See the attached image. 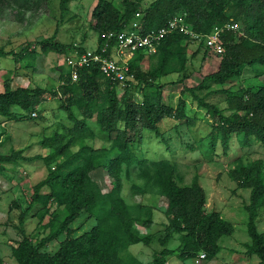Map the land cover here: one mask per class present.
Here are the masks:
<instances>
[{
    "label": "trees",
    "instance_id": "1",
    "mask_svg": "<svg viewBox=\"0 0 264 264\" xmlns=\"http://www.w3.org/2000/svg\"><path fill=\"white\" fill-rule=\"evenodd\" d=\"M67 2L68 0H59L60 7L63 9ZM123 3V11H120L110 1L98 0L92 10L95 19L92 27L98 31L96 51L106 44L102 54L108 56L113 52L112 56L117 59L120 58L115 55L117 40L114 36L107 38L104 34L124 30L129 17L138 12L137 1L123 0ZM28 5L30 7L27 8ZM45 6V0H0V14L7 10L12 18L18 19L30 10L34 16H38ZM143 11V31L164 25L169 17L178 12H184V20L195 32L202 35L210 33L215 27L219 28L222 49L214 52L220 54L217 68L203 74L197 84L183 85L181 91H189L199 107L217 116L216 128L223 151L228 148L232 132L238 133L244 141L253 136L264 148V78L254 84L240 86L238 83L246 66H259L262 69L260 74H264V0H151ZM238 21L242 23L244 33L234 36L235 31L225 24ZM190 38L188 34L177 29L164 33L156 44L158 63L147 71L139 69L138 60L147 52L148 47L133 48L131 56L126 60L127 72L132 77L125 78L123 85H119L120 80L106 76L99 69L97 61L88 60L76 64V82L72 81L70 64L67 65L62 90L66 93L65 109L69 118L78 121L69 107L70 104H78L85 111V117L94 116L99 128L111 143L98 149L81 148L69 153L43 179L34 184L29 205L18 220L22 236L11 245V254L17 264H168V255L187 259L194 258L202 251L204 259L216 256L221 249L219 238L222 234L232 232V224L218 211H205V196L197 175H193L189 184L180 185L173 178V164L170 160L140 159L130 150V134L134 131L137 119H141L142 126L158 132L157 121L163 116L171 115L170 105L162 102L161 89L164 84L158 81V77L184 69V53L177 46ZM40 46L42 52L64 49V45L56 43L52 36L41 39ZM208 49L204 47L205 52ZM83 52L85 50L79 49L77 54ZM173 55L179 59L177 67L169 62ZM187 76L188 73L183 72L178 81ZM133 78L137 80L136 83L132 82ZM101 79H104L105 84L102 89ZM208 80L222 84L226 82L227 85L209 89L201 96L195 93ZM138 82L151 90L149 93L144 92L137 104L128 100L127 92ZM100 91L102 100L98 102L96 96ZM43 92L41 87L4 86L0 90V114L8 118L18 116V112L12 110L11 106L23 110L34 109ZM213 93L227 97V106L231 109L229 113H223L214 102L207 99ZM117 98L121 102L118 103ZM185 106V100L179 98L174 114L176 119L184 116ZM119 121L122 123L118 124ZM78 123L80 126L85 124L83 118ZM58 134L55 138L61 139L62 135ZM214 138L212 132L208 148H212ZM112 148L117 151L111 153ZM62 150L61 145L44 159L49 162L62 153ZM13 156V153H0L1 167L3 163L14 159ZM123 162H136L137 176L144 180L146 189L156 187L165 197L163 213L168 220V230L161 243H165L173 232H178V244L174 247L164 244L153 253L150 261L138 260L128 249L132 243L149 241L150 236L140 235L133 225L135 218L149 207L143 203L130 205L120 194ZM98 168L110 177V186L107 189H103L94 178L92 171ZM263 168L264 161L261 158L250 161L237 158L230 171L231 177L239 185L250 187L249 203L246 205V227L250 241L245 243L244 252L257 255L260 264H264V231L257 229L255 218L260 209L264 210ZM42 185L51 188L47 195H40L37 190ZM49 197L53 198V202L62 205V217L56 222L58 213H51L47 221L48 232L39 240L33 241L23 227L24 216L30 206L35 203L43 205ZM82 212L92 216L95 223L88 230L72 235L73 228L70 223ZM150 221L145 218L141 220V224L148 225ZM61 234H64V238L54 252L42 249Z\"/></svg>",
    "mask_w": 264,
    "mask_h": 264
},
{
    "label": "rangeland",
    "instance_id": "2",
    "mask_svg": "<svg viewBox=\"0 0 264 264\" xmlns=\"http://www.w3.org/2000/svg\"><path fill=\"white\" fill-rule=\"evenodd\" d=\"M97 1L68 0L62 9L59 0H45V9L38 16H34L30 10L24 12L23 17L18 19L12 18V14L7 10L0 14V90L4 86L44 89L41 100L34 109L23 110L11 106L12 110L18 112V116L8 118L0 114V153L14 155V159L2 164L3 167L0 165L1 264H17L11 254V245L22 236L18 220L29 205L34 184L43 179L55 164L69 153L81 148L98 149L111 143L99 128L94 116L85 117V111L78 104L69 105L78 121L69 118L65 109L66 93L62 90L69 61L77 56L79 49L93 51L96 48L98 31L92 27L95 22L92 10ZM108 1L123 11V0ZM135 1L138 4V12L125 23L123 29L126 31L142 30L143 10L151 0ZM174 15L185 16V13L178 12ZM233 25L236 27L234 36L244 33L240 21ZM187 27L193 31L188 23ZM195 33L197 35L189 34L191 38L183 40L177 46L184 53V69L158 77V81L164 84L161 89L162 102L170 105L171 115L163 116L157 121L158 132L142 126L141 119H137L134 131L130 134L132 136L130 150L140 159L170 160L173 164V178L180 185L189 184L193 175H197L205 196V211H218L232 224V232L220 236L221 249L215 258L207 260L200 257L199 253L194 258L187 259L168 255V261L166 260L168 264H260L257 255L244 252L245 243L250 241L246 227L248 216L246 205L249 203L250 187L239 185L231 177L230 171L237 158H242L243 161L261 158L264 161V148L253 136L244 141L238 133L232 132L228 148L223 151L216 128L217 116L199 107L189 91H181L183 85L193 86L201 80L203 74L214 71L220 59V54H215L216 51L206 46L201 34ZM50 36L56 43L64 45V49L42 52L40 40ZM204 47H208V51L205 52ZM132 52L125 50L122 58L127 59ZM158 57L155 45L138 60L139 69L147 71L156 66ZM169 62L175 67L179 65L176 55H173ZM70 68L73 69L71 64ZM261 70L259 66L255 68L246 66L239 76L238 83L243 86L263 80L264 74H260ZM183 72L188 73V76L178 81ZM129 75L131 78L132 75ZM76 78V75L72 76V81L76 82ZM132 82L136 83L137 80L133 78ZM123 84V81L119 83ZM226 85V82L222 84L208 80L202 88L196 89L195 93L201 96L209 89ZM100 86L101 89L105 87L104 79H101ZM150 90L151 88H144L143 83L138 82L127 92L128 100L138 104L144 92L149 93ZM101 96L102 91L98 92L96 101H101ZM179 98L185 100L186 106L184 116L176 119L174 114ZM207 99L214 102L223 113L231 111L224 94L213 93ZM117 100L118 103L121 102L120 98ZM82 118L85 124L80 126L78 122ZM121 123L122 121H119L118 124ZM212 132L215 138L212 148H208ZM56 134L62 135L61 139H56ZM61 145L62 153L47 162L44 158ZM116 151L112 148L111 153ZM136 168V162L122 163L120 194L130 205L143 203L149 207L146 212L135 218L133 223L140 235L150 236L149 241L147 243L138 241L128 246L138 260L146 262L150 261L153 253L160 250L164 244L168 247L176 246L178 232H173L165 243H161L168 230V220L163 213L165 197L156 187L146 189L144 180L137 176ZM92 173L103 189L110 186V177L106 172L98 168ZM37 190L40 195H47L51 188L42 185ZM53 212L58 213L56 217L58 222L62 217V205L53 202L52 197L43 205L35 203L30 206L23 219V227L29 238L37 241L48 232L47 221ZM145 218L151 220L148 225L141 224V220ZM94 223L95 219L92 216L82 212L70 223L73 228L72 235L88 230ZM255 223L258 230L264 231L263 209L258 211ZM63 238L64 234L59 235L42 249L54 252Z\"/></svg>",
    "mask_w": 264,
    "mask_h": 264
},
{
    "label": "built area",
    "instance_id": "3",
    "mask_svg": "<svg viewBox=\"0 0 264 264\" xmlns=\"http://www.w3.org/2000/svg\"><path fill=\"white\" fill-rule=\"evenodd\" d=\"M226 27L228 28H234L235 25L233 24H226ZM181 30L183 32L189 33L191 35H197L194 31L190 30L187 27V24L183 20L182 15H174L170 19H168L164 25H161L160 27L156 29H151L146 32H140V31H126L122 30L119 32L109 31L104 34L105 37L109 38L114 36L117 40L115 55H119L120 58L117 59L113 57L111 54L105 56L102 54V52L105 51L106 44L102 45L100 47V50L96 51L97 49L93 51H85L81 53L80 55L77 54L73 59H71L70 64L73 67L71 70V73H74L72 75L73 77L75 74V65L80 64L84 61L93 60L98 62L99 69L107 76L113 79H118L120 81H123L125 78H129V73L127 72V64L126 60L123 59L122 55L125 52V50H128L132 52L133 48L137 46H145L148 47V50H152L157 43V41L160 39V37L169 31L172 30ZM103 35V34H102ZM205 44L211 48L213 51H221L222 49V42L219 36V28L215 27L210 33L205 35ZM74 63L72 64V62ZM199 256L204 258V252L199 253Z\"/></svg>",
    "mask_w": 264,
    "mask_h": 264
},
{
    "label": "clouds",
    "instance_id": "4",
    "mask_svg": "<svg viewBox=\"0 0 264 264\" xmlns=\"http://www.w3.org/2000/svg\"><path fill=\"white\" fill-rule=\"evenodd\" d=\"M173 16H174V15H172L171 17H173ZM182 16H183V15H182ZM171 17H169L168 19H170ZM168 19H167V20H168ZM184 19H185V16H183V20H184ZM167 20H166V21H167ZM184 22L186 23L185 20H184ZM186 24H187V23H186ZM227 24H235V23H233V22H231V23L228 22ZM225 25H226V24H225ZM159 27H160V26H159ZM157 28H158V27H157ZM235 28H236V27L231 28V29L235 30ZM150 30H151V29H150ZM146 31H148V30H146ZM146 31L141 30L140 32H146ZM193 31H194V30H193ZM194 32H195V31H194ZM183 33H186V32H183ZM186 34L189 35V33H186ZM200 34H201V36H202L203 38L205 37V35H207V34L202 35V33H200ZM156 44H157V43H156ZM156 44H155V45H156ZM206 46H207V45H206ZM146 51L149 52L150 50L146 49ZM216 53H217V52H216ZM106 76H107V75H106ZM108 77H109V76H108Z\"/></svg>",
    "mask_w": 264,
    "mask_h": 264
},
{
    "label": "crops",
    "instance_id": "5",
    "mask_svg": "<svg viewBox=\"0 0 264 264\" xmlns=\"http://www.w3.org/2000/svg\"><path fill=\"white\" fill-rule=\"evenodd\" d=\"M213 258H215V257H213ZM213 258H211V259H213ZM211 259H207V260H211ZM168 261V260H167Z\"/></svg>",
    "mask_w": 264,
    "mask_h": 264
}]
</instances>
